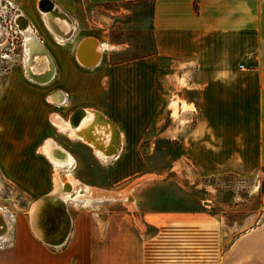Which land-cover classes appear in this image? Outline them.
<instances>
[{
  "label": "crops",
  "instance_id": "0c3cea01",
  "mask_svg": "<svg viewBox=\"0 0 264 264\" xmlns=\"http://www.w3.org/2000/svg\"><path fill=\"white\" fill-rule=\"evenodd\" d=\"M136 1L21 3L48 66L30 74L22 37L0 86V181L28 201L18 212L3 207L12 218L0 215V264H264V193L261 220L233 238L215 214L138 206L141 186L168 177L146 167L154 131L153 140L176 144L175 172L185 163L201 178H247L264 168V0H153L154 52L118 60L93 25L113 16L107 6ZM38 2L69 27L49 29ZM91 43L113 49L98 57ZM162 60L194 71L161 75ZM81 111L87 118L74 129ZM165 111L175 125L157 130ZM70 177L95 196L130 190L133 209L76 199Z\"/></svg>",
  "mask_w": 264,
  "mask_h": 264
},
{
  "label": "rangeland",
  "instance_id": "374dc122",
  "mask_svg": "<svg viewBox=\"0 0 264 264\" xmlns=\"http://www.w3.org/2000/svg\"><path fill=\"white\" fill-rule=\"evenodd\" d=\"M25 1L1 0V3L8 5L5 14V38L8 48L18 42V39H14L15 37H21L18 33L15 34L13 21L15 16L23 15L20 12L22 9L20 5ZM152 2L153 0H139L133 3L109 5L107 8L113 10V16L103 19L102 24L93 23L94 29L105 30L108 33L111 43L118 49L115 52L118 60H133L154 52ZM85 23L89 26V21ZM14 52L17 53V51ZM7 54L10 53L7 52ZM44 59L47 63L45 57ZM19 60L20 58L12 53V56L6 59L2 72L8 65L15 64ZM193 71V66L185 61L173 63L162 60L161 62V75L166 73L191 74ZM4 76L3 73L0 75V86ZM179 94L190 99L197 96L195 92L185 90ZM160 121L161 126L157 130L171 128L175 125L166 111L162 114ZM187 130L188 126H182V132ZM158 134L157 131L152 134L151 142H154V148L151 154L145 155L146 167L148 171L156 174L167 173L168 177L162 182L140 187L138 206L141 210L206 211L217 215L224 221L226 231L231 230L232 232L231 238L257 225L261 220L264 168L247 178L232 176L201 178L185 163H182L181 169L175 172L171 169L175 161L179 160L177 146L166 139L153 140ZM27 202L11 186L0 181V207H7L12 212H18L21 206H27ZM125 204L129 206V209H133L129 203L125 202Z\"/></svg>",
  "mask_w": 264,
  "mask_h": 264
},
{
  "label": "bare ground",
  "instance_id": "6f19581e",
  "mask_svg": "<svg viewBox=\"0 0 264 264\" xmlns=\"http://www.w3.org/2000/svg\"><path fill=\"white\" fill-rule=\"evenodd\" d=\"M40 6H41V4L39 3V8H40ZM45 10L46 11H44V9H43L41 11V13L44 14V19H45L46 25L49 27V29L53 30V27H52L53 25L56 28H58V26L60 28H65V27L68 28L69 27V23L67 22V20H65L64 17L62 18L60 16H56L57 18L54 20L55 15H53L52 11H48L47 9H45ZM19 16H23V15H18L17 18ZM23 17L25 18V16H23ZM57 19H59V20H57ZM21 33H22V36H23L24 42H25V53H26V56H25V64H26V67L28 68V71L30 72V74L32 76H33V74H36L37 72H43V71L45 72V70L47 68V63L45 62L44 57L42 55H40L41 51L40 50L37 51V49L35 48V46H36V44H35V38H34V35H33L32 30L30 28L29 21H28V27H26V28L22 27ZM91 44H92V49H93V46H95L94 47V49H95V52L94 53L98 57L101 56L102 53H104L105 51H108V50H112L113 49V47L111 45H109V44H103L101 46L99 44H96V43H91ZM93 44H95V45H93ZM86 50H87V47H86ZM83 63L85 64V63H87V61H83ZM28 76H30V75H28ZM85 114L87 116V112L86 111L84 112V114H82L79 117L78 122H77L78 127L81 126L82 122L85 120V118H84V115ZM58 126H59V128L61 130H66V126L68 127L67 124H66V126H64V124H62V123H58ZM99 132L101 134H104V128L103 129H100ZM83 139L85 141L88 140L85 137H83ZM69 164H70V166L73 165V162H72L71 159H70V163ZM55 182H56V185H57V189H58V187H60L61 191H63V188H64L65 184L60 185L59 182H57V181H55ZM68 185H70V187L72 189V194H75L74 197L76 199H80V200L81 199H86L88 202L90 200H92L94 197H99V198H103V199H109V198L119 199V200L120 199H123L126 203H128V198L130 197V190H126V191H124V192H122L120 194L119 193L114 194L112 192L111 193H103V192H101V193H97L96 196H95V195H93L91 193V190L90 189L84 188V186H82L81 184L77 183L71 177L68 180ZM81 191H84V194H81L80 193ZM57 195H59V194H57ZM69 196H70V194H66L65 192H63L61 194V199H66ZM44 204H42V205H44ZM86 204H88V203H86ZM37 207H39V206H37ZM130 207H132V205Z\"/></svg>",
  "mask_w": 264,
  "mask_h": 264
},
{
  "label": "flooded vegetation",
  "instance_id": "af4514ba",
  "mask_svg": "<svg viewBox=\"0 0 264 264\" xmlns=\"http://www.w3.org/2000/svg\"><path fill=\"white\" fill-rule=\"evenodd\" d=\"M8 8V5L1 3L0 0V13H3L4 16H2L0 19V75H2V73L5 75L6 73V69L4 68V71L2 72V68L5 67L6 65V59L9 58L10 56H12V53H14L15 57H18L21 59V54H22V33L18 28V25L16 24L18 22L19 19L15 16V25L17 27V29L15 30V34H19L21 37H15L14 39H18V42L15 44L11 45V48H8L7 46V41H6V18H5V14H6V10ZM13 21V22H14ZM11 28V27H10ZM20 40V42H19ZM13 46V48H12ZM14 51H17L14 52ZM7 52H9L10 54H7ZM19 52V53H18Z\"/></svg>",
  "mask_w": 264,
  "mask_h": 264
},
{
  "label": "water",
  "instance_id": "95a60500",
  "mask_svg": "<svg viewBox=\"0 0 264 264\" xmlns=\"http://www.w3.org/2000/svg\"><path fill=\"white\" fill-rule=\"evenodd\" d=\"M45 1V0H44ZM20 19L18 20V22L16 23L17 25H18V28H19V30L21 31V29H22V27H24V28H26V27H28V21H27V19L26 18H24L23 16H20L19 17ZM84 112L85 111H81V112H78V113H76V114H74V116L72 117V119H71V125H72V127L74 128V129H77V128H79L78 127V124H77V122H78V119H79V117L82 115V114H84ZM86 117V114L84 115V118ZM76 121V122H75ZM66 190L67 191H70V186L68 185L67 186V188H66ZM65 190V191H66ZM66 191V192H67ZM49 200H50V197H45V198H43L40 202H39V208H42V204H44V203H48L49 202ZM62 201H60V203H61ZM63 203V202H62ZM61 203V204H62ZM3 228H5V225H3L2 226ZM65 240H66V236L61 240V241H59V242H57V243H53V244H50V245H52V246H55L56 244H63L64 242H65Z\"/></svg>",
  "mask_w": 264,
  "mask_h": 264
},
{
  "label": "built area",
  "instance_id": "2783aa9c",
  "mask_svg": "<svg viewBox=\"0 0 264 264\" xmlns=\"http://www.w3.org/2000/svg\"><path fill=\"white\" fill-rule=\"evenodd\" d=\"M2 16H4V14H3V13H0V19H2V18H1ZM14 19H15V18H14ZM14 25H15V21H14ZM15 28L17 29L16 25H15ZM0 214H1V215H4V217L6 216V217H8V218L10 217V219L12 218V214L9 213L8 210H6L5 208H2V207H0ZM2 217H3V216H2ZM0 229H3V227L1 226ZM0 240H2L1 235H0Z\"/></svg>",
  "mask_w": 264,
  "mask_h": 264
}]
</instances>
